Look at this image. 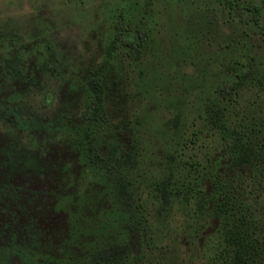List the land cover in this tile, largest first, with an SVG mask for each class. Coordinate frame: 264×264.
<instances>
[{"label":"trees","instance_id":"1","mask_svg":"<svg viewBox=\"0 0 264 264\" xmlns=\"http://www.w3.org/2000/svg\"><path fill=\"white\" fill-rule=\"evenodd\" d=\"M225 6L260 22L261 6ZM146 38L142 26L117 25L107 58L122 49L141 58ZM256 66L242 53L198 98L189 127L174 119L157 144L131 132L125 143L115 138L119 118L97 75L78 84L71 113L39 121L6 101L11 125L53 137L0 179V264H175L167 255L194 246L180 238L198 236L204 221L219 236L210 264H264V71ZM60 148L79 165L73 182L48 193L19 179Z\"/></svg>","mask_w":264,"mask_h":264},{"label":"rangeland","instance_id":"2","mask_svg":"<svg viewBox=\"0 0 264 264\" xmlns=\"http://www.w3.org/2000/svg\"><path fill=\"white\" fill-rule=\"evenodd\" d=\"M227 1L0 0V179L26 164L28 147L43 149V140L53 137L11 125L3 117L6 101L18 102L25 117L39 121L64 115L78 109V84L97 75L119 118L115 138L125 143L131 132L157 144L172 135L174 119L189 127L198 98L242 53L264 71V0H231L261 6L259 24L250 22L249 11L229 9ZM126 21L146 32L142 57L122 49L108 59L115 28ZM7 159L14 165L3 164ZM45 159L22 169L19 179L50 193L78 176L79 165L64 149ZM203 224L198 236H181V243L195 245L168 254L173 263L207 264L209 258L210 264L219 236L210 222Z\"/></svg>","mask_w":264,"mask_h":264}]
</instances>
